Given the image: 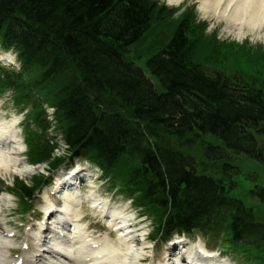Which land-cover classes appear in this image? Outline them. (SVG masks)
I'll return each instance as SVG.
<instances>
[{
	"label": "trees",
	"instance_id": "obj_1",
	"mask_svg": "<svg viewBox=\"0 0 264 264\" xmlns=\"http://www.w3.org/2000/svg\"><path fill=\"white\" fill-rule=\"evenodd\" d=\"M174 12L152 0H0V36L27 37L22 47L30 53L25 72L31 75L24 82L21 74L0 73V89L16 84L37 104L48 92L74 154L108 170L133 158L127 185L138 183L140 204L159 208L169 225L225 227L234 241L263 249L264 224L229 195L224 180L236 172L232 153L264 163V84L241 72H212L198 61L195 37L203 30L193 11L178 17L167 46L148 61L149 78L127 48ZM80 71L87 85L78 80ZM32 78L42 94L27 87ZM208 135L218 142L206 143L203 153L223 161L224 178L205 175L185 149ZM43 144L40 161L55 147ZM258 195L264 203V188ZM260 258L264 264V252Z\"/></svg>",
	"mask_w": 264,
	"mask_h": 264
},
{
	"label": "bare ground",
	"instance_id": "obj_2",
	"mask_svg": "<svg viewBox=\"0 0 264 264\" xmlns=\"http://www.w3.org/2000/svg\"><path fill=\"white\" fill-rule=\"evenodd\" d=\"M170 2H180L181 0H169ZM204 10V14L209 17H215L218 19L226 18L225 22L232 30H238L240 35H247L249 32H258L259 37L264 39V0H199ZM4 131L0 130V137ZM19 161L16 157L12 156L10 151L0 150V175L8 173L13 166L14 171L23 174L21 166L17 165ZM66 188L71 186L66 184ZM52 187V186H51ZM53 190V188H52ZM45 193V192H44ZM44 204L45 209L51 213L56 211L57 218H53L50 221L47 220L41 227L47 229L51 224L54 228L49 227L50 231L47 232L45 239L42 237L43 233L34 231V246L32 250H26L23 254V264H137L140 260V250L144 245L140 241L135 239L130 233L122 240L120 249L116 246H112L109 250L104 244V239L96 238L90 233H87L81 225H74L72 231L65 230L64 226L57 224V220L64 216L65 220L72 218L70 211L65 215L62 212L70 210V207L75 204L73 198L64 196L62 193L54 195H48L45 193ZM62 200H59V199ZM4 200V199H3ZM8 201L5 198L4 203ZM124 204V202H123ZM50 219V218H49ZM118 219V218H117ZM58 231L66 233L65 238L58 234ZM123 236V235H122ZM186 241V240H184ZM12 243V242H11ZM10 240L7 234L0 229V264L3 263L6 258V250L11 246ZM94 244H99L98 247H94ZM140 245L137 247V245ZM182 245H180L181 247ZM186 243L180 248V252L177 254L175 263L179 262L182 258L181 251L186 250ZM204 248V244H202ZM57 253H62L61 256L55 257ZM63 255H67L65 258ZM175 256V255H173ZM193 254L187 253V258H191ZM119 259V260H117ZM210 263H213L209 261Z\"/></svg>",
	"mask_w": 264,
	"mask_h": 264
},
{
	"label": "rangeland",
	"instance_id": "obj_3",
	"mask_svg": "<svg viewBox=\"0 0 264 264\" xmlns=\"http://www.w3.org/2000/svg\"><path fill=\"white\" fill-rule=\"evenodd\" d=\"M162 1V0H161ZM166 4L169 6H182L185 3H170L168 0H164ZM188 5L194 6V3H197V12H198V18L200 21L201 19H208V22H205V31H203L202 36L198 37L196 35L195 41L198 45V61L200 63L207 64L211 67H218L221 70L228 72L236 71L237 73L241 72L244 73V75L249 79L252 80L260 85L264 84V55L262 54L257 55V50L261 52V49L264 47V39L262 37H259L257 34L258 32H249L247 35H240L238 30H232L228 25L227 22L224 21V19H218L213 17H208L204 15V10L201 5V2L199 0H188ZM187 4V3H186ZM189 6V7H191ZM173 20L177 21L176 18H173ZM203 22V21H202ZM165 26L169 25H162L160 24L157 27V32L159 31H165ZM264 32V29L261 31V33ZM198 33V32H197ZM149 35V34H148ZM260 35V34H259ZM156 36V35H155ZM148 37V36H147ZM146 37V38H147ZM226 37H229L228 40H232L233 38H236L238 41L237 44H240V42L244 43V47L240 49H235L233 46L225 45V39ZM250 39L251 42H247V40ZM144 42L139 44L138 43V50H136L142 54L145 50L143 48ZM263 52V51H262ZM246 55V57H245ZM249 56V58H248ZM3 103V101H0V105ZM11 109L10 106H8V109L1 110L4 112V117L10 118V115H13L14 113H8ZM56 133V131H55ZM261 140V143L264 145V137H259ZM217 143V139L211 135L208 136H202L200 137L196 143L193 145H186L185 149L194 155L196 164H199L200 171L205 172L207 174L215 175L219 178L221 176V167L222 163L219 162H213L207 159L205 156L204 149L205 144L208 142ZM63 151L60 150V152L56 153L57 157L63 156L61 153ZM233 164L238 166L239 173L232 176V179L236 183V188H233L230 192L231 196L238 197L242 199L244 202H246L247 205L250 207H253L255 214L257 217L261 220H264V206L259 203L258 199L255 198V195H253L252 190L255 189L256 186H263L264 185V164L258 163L256 161L251 160L245 155L241 154H233L232 162ZM46 165H41L40 167H32L28 169L27 175H22L23 178L26 179V183L30 184L31 181L35 177L42 176L43 173H46L47 171ZM17 178L16 174L8 173L7 176H5V179L7 180V184L14 185V180ZM232 179L228 180L231 181ZM3 204V201L0 200V205ZM4 208L3 211V217H8L10 214L15 211L13 208L9 209V206L2 205ZM1 207V206H0ZM43 208V205L41 204L40 209ZM3 227L2 225H0ZM145 227V226H144ZM153 227H151L152 230ZM145 230L147 231L148 228L145 227ZM223 241V240H222ZM212 244L210 245L215 248L223 250V243L221 240L213 239ZM151 245V244H150ZM161 245L160 242L157 243V247ZM152 248L146 253L143 254V258L145 259L144 264L150 263V264H157V261L154 259L157 249L152 252ZM246 253H248L250 256L255 255L257 256L258 252L251 249V247L247 246L243 249ZM146 254V255H145Z\"/></svg>",
	"mask_w": 264,
	"mask_h": 264
}]
</instances>
